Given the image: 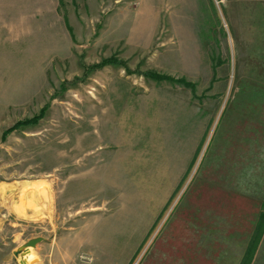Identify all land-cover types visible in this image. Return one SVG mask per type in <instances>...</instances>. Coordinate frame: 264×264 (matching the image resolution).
Listing matches in <instances>:
<instances>
[{"label":"rangeland","instance_id":"374dc122","mask_svg":"<svg viewBox=\"0 0 264 264\" xmlns=\"http://www.w3.org/2000/svg\"><path fill=\"white\" fill-rule=\"evenodd\" d=\"M52 259L264 264V0H0V264Z\"/></svg>","mask_w":264,"mask_h":264},{"label":"trees","instance_id":"16d2710c","mask_svg":"<svg viewBox=\"0 0 264 264\" xmlns=\"http://www.w3.org/2000/svg\"><path fill=\"white\" fill-rule=\"evenodd\" d=\"M116 60L114 58H110V59H107L105 61H103L101 64H97L96 67H103L104 65H106L107 63H114ZM151 78L155 79V80H167V81H172V80H175L177 82H180V83H184V84H187L189 85V83H186L183 79H175V78H172L171 76H167V75H164V74H160V73H156V72H151L150 74H148ZM37 119H32V120H29V121H26V122H23V123H33V122H36ZM23 123H20V124H23Z\"/></svg>","mask_w":264,"mask_h":264},{"label":"crops","instance_id":"0c3cea01","mask_svg":"<svg viewBox=\"0 0 264 264\" xmlns=\"http://www.w3.org/2000/svg\"><path fill=\"white\" fill-rule=\"evenodd\" d=\"M43 215H45V214L43 213ZM37 237H41V236H37ZM37 237H33V238H31V239H34V238H37ZM42 238H44V237H42ZM31 239H29V240H31ZM29 240H27V242H28ZM44 240H45V238H44ZM27 242H26V243H27ZM42 242H43V241H42ZM42 242H41V243H42ZM26 243H25V244H26ZM41 243H39V244L34 248L33 253H30L31 255H36V256L40 257L39 255H40V253H41V252H40V251H41V250H40L41 248H40L39 245H40ZM25 244H24V245H25ZM63 259H65L64 256H63ZM31 264H40V260H39L37 263L33 262V263H31ZM47 264H58V263L55 262V260L53 261V259H52V261H51V260H50V262L48 261Z\"/></svg>","mask_w":264,"mask_h":264},{"label":"water","instance_id":"95a60500","mask_svg":"<svg viewBox=\"0 0 264 264\" xmlns=\"http://www.w3.org/2000/svg\"><path fill=\"white\" fill-rule=\"evenodd\" d=\"M44 241V238L42 237H37L34 239L29 240L24 246H23V251H26L29 247L35 248L39 243Z\"/></svg>","mask_w":264,"mask_h":264},{"label":"bare ground","instance_id":"6f19581e","mask_svg":"<svg viewBox=\"0 0 264 264\" xmlns=\"http://www.w3.org/2000/svg\"><path fill=\"white\" fill-rule=\"evenodd\" d=\"M31 248H32V247H29V248L25 251V254H26L27 252H31ZM27 256H30V257H31V254L29 253V254L25 255V257H24L25 260L27 259ZM27 261H28V260H27ZM27 261H26V262H27ZM29 262H30V261H29ZM23 264H26L24 260H23Z\"/></svg>","mask_w":264,"mask_h":264}]
</instances>
